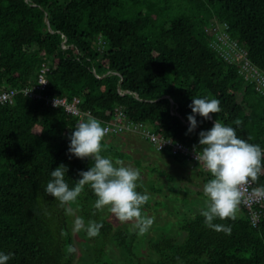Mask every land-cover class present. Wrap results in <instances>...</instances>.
<instances>
[{"label":"trees","instance_id":"trees-1","mask_svg":"<svg viewBox=\"0 0 264 264\" xmlns=\"http://www.w3.org/2000/svg\"><path fill=\"white\" fill-rule=\"evenodd\" d=\"M185 2L174 14L147 0H0V92L35 83L47 62V92L80 96L81 108L91 111L84 122L95 118L104 126L116 107L124 106L128 118L146 121L158 134L202 151L199 133L218 120L264 151V96L243 78L238 62L218 55L206 31L214 19L227 21L232 37L264 70V0ZM196 98L218 99L221 111L209 120L195 114L197 127L188 133L189 105ZM77 124L78 117L63 107L23 91L0 106V253H13L7 264L73 263L75 253H66L67 245L75 247L68 206L61 207L45 188L60 164L68 168L70 189L81 178L78 173L92 166L91 158L68 152ZM109 144L102 140L101 154L111 160ZM190 162L197 183L204 186L213 178L201 163ZM254 184L264 186V167ZM86 191L87 200L95 196L89 186ZM72 205L88 222L103 224L99 237L106 241L112 235V222L99 218L97 209L91 212L78 200ZM261 207L257 225L242 204L235 220L213 221L231 227L230 235L207 227L201 212L188 217L180 226L186 232L183 240L164 235L151 242L159 254L156 263L264 264V202ZM136 237V231L115 232L130 251ZM103 251L93 264H119L102 258Z\"/></svg>","mask_w":264,"mask_h":264},{"label":"clouds","instance_id":"clouds-1","mask_svg":"<svg viewBox=\"0 0 264 264\" xmlns=\"http://www.w3.org/2000/svg\"><path fill=\"white\" fill-rule=\"evenodd\" d=\"M193 115L187 117L190 126L188 133L197 127L195 114H199L205 120L211 119L210 113L221 111L218 99L196 98L189 105ZM234 123L239 126L242 121L237 119ZM109 129L103 127L95 118H89L86 122H79L72 132L68 152L77 158H91L92 166L88 171H80L81 177L73 188H69L65 180L68 171L67 166L60 164L51 171V180L47 183L45 192L60 202L65 207L66 214L72 215L71 205L89 186L97 197L94 208L108 210L120 222H134V228L138 235L143 236L153 225L154 218L142 215V206L150 197L137 191V181L140 179V171L123 166L120 160L115 161L101 155V142ZM186 133V134H188ZM199 146L202 151L196 152V160L203 165L213 177L204 185V195L207 197L206 210L201 212L205 217V225L217 232L231 234V227L223 224H215L213 221L235 220L238 207L247 191L246 186L258 181L262 173V159L264 151L259 145L250 144L238 138L233 127L226 126L216 120L210 130L199 133ZM252 195L264 198V186L254 188ZM102 223L89 221L87 225L82 217L74 221L72 231L78 233L85 230L89 238L99 236ZM66 237L67 233L61 231ZM76 252L72 245L66 246V253L71 255ZM13 253H0V264H7Z\"/></svg>","mask_w":264,"mask_h":264},{"label":"rangeland","instance_id":"rangeland-1","mask_svg":"<svg viewBox=\"0 0 264 264\" xmlns=\"http://www.w3.org/2000/svg\"><path fill=\"white\" fill-rule=\"evenodd\" d=\"M159 2L168 6L170 13L180 12L186 6V0H147ZM106 143H112L111 158L114 166L116 160L123 162V166L138 169L140 179L137 181V191L149 195V201L142 206V215L154 218V223L143 235H138L134 222H120L108 207L99 212V218H107L113 224L112 235L105 241L102 237L89 238L85 230L73 232L76 248L72 264H93L102 250V258L115 261L119 264H157L159 254L151 247V242L169 235L183 240L186 232L181 224L196 213L206 210L202 183H197L192 163L186 160H177L167 152L157 150L151 143L132 132H123L113 138L111 134L104 137ZM150 143V144H149ZM106 158L105 155L101 154ZM173 176V178H171ZM87 186L77 198L79 205L84 204L87 210L94 212L96 196L86 199ZM72 223L77 217H82L85 225L88 221L82 215L77 205H71ZM119 229L136 231L137 237L133 242L131 251L120 245L115 239V232ZM100 263V262H97Z\"/></svg>","mask_w":264,"mask_h":264},{"label":"built area","instance_id":"built-area-1","mask_svg":"<svg viewBox=\"0 0 264 264\" xmlns=\"http://www.w3.org/2000/svg\"><path fill=\"white\" fill-rule=\"evenodd\" d=\"M229 28L227 21L214 19L210 22L206 26V31L211 36L210 45L226 61L230 63L238 62L240 65L239 71L243 78L255 84L258 93L264 96V70L250 58L247 47L232 37ZM49 70L50 64L46 62L40 67L35 83L26 85L23 88L12 87L1 91L0 106L14 101L15 96L23 91L29 97L43 99L51 106L63 107L67 113L78 117V123L84 122L85 118L91 115V111L81 108L82 98L80 96L75 95L70 98L66 95H53L47 92ZM103 127L109 129L107 134H120L123 132L138 134L147 139L157 150L183 156L192 162H198L195 156L196 152H201L199 149L182 140L158 134L153 126L146 121L128 118L124 106L116 107L113 117L106 120ZM257 187L259 186L254 183L247 185V191L244 193L241 202L247 208L253 225H257L261 220V205L264 202V198H257L252 195V190Z\"/></svg>","mask_w":264,"mask_h":264},{"label":"water","instance_id":"water-1","mask_svg":"<svg viewBox=\"0 0 264 264\" xmlns=\"http://www.w3.org/2000/svg\"><path fill=\"white\" fill-rule=\"evenodd\" d=\"M46 20H47V23L50 25V20L48 17L46 18ZM65 40H66V38L63 40V43H65ZM118 89H119V91L123 92L121 84H119ZM136 95H138V94H136ZM166 96H169V95H164V97H166ZM170 99H171L172 107H175V100L172 97H170ZM210 116H211V119H213V115L211 113H210ZM187 122H189V121H187Z\"/></svg>","mask_w":264,"mask_h":264},{"label":"crops","instance_id":"crops-1","mask_svg":"<svg viewBox=\"0 0 264 264\" xmlns=\"http://www.w3.org/2000/svg\"><path fill=\"white\" fill-rule=\"evenodd\" d=\"M150 144V143H149ZM152 145V144H151ZM165 152V151H164ZM168 153V152H167ZM169 154V153H168Z\"/></svg>","mask_w":264,"mask_h":264}]
</instances>
